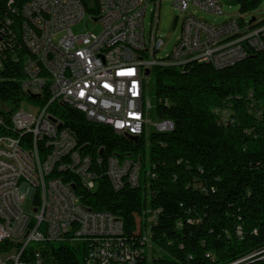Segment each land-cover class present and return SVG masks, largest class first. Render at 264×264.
I'll list each match as a JSON object with an SVG mask.
<instances>
[{
	"label": "built area",
	"instance_id": "2783aa9c",
	"mask_svg": "<svg viewBox=\"0 0 264 264\" xmlns=\"http://www.w3.org/2000/svg\"><path fill=\"white\" fill-rule=\"evenodd\" d=\"M163 1L96 0L98 12L92 14L83 0H27L14 10L21 14L22 41L30 53L24 63L22 90L33 99L47 94L49 102L29 103L26 110L22 101L10 122L0 116V141L13 150L12 158L0 156V245H13L0 252V264H45L40 250L29 254L25 248L31 242L49 241L85 242L87 264L150 259V228L131 243L121 217L107 211L89 214V206L75 191L74 178L90 190L98 173L91 156L78 148L75 133L48 106L56 100L110 125L118 134L140 136L150 122L147 69L151 74L153 66H175L184 73L190 62L224 68L252 50L264 51L261 19L240 16L213 24L196 14L199 10L223 14L219 0H171L181 33L172 52L163 55L166 41L159 30ZM86 19L100 24V31H72L74 23ZM4 46L0 41V49ZM129 104L143 105V113L129 111ZM215 112H220L219 121L225 125L235 121L230 103ZM173 127L172 120L157 123L158 130ZM15 157H25V167H18ZM139 171V160L130 155L107 159L105 174L116 190L125 184L137 187ZM28 172L41 175L45 192H38ZM27 198L32 200L30 209L25 207ZM104 215H113V224L101 226Z\"/></svg>",
	"mask_w": 264,
	"mask_h": 264
},
{
	"label": "trees",
	"instance_id": "16d2710c",
	"mask_svg": "<svg viewBox=\"0 0 264 264\" xmlns=\"http://www.w3.org/2000/svg\"><path fill=\"white\" fill-rule=\"evenodd\" d=\"M26 1L0 0V41L5 42L0 103L12 106L5 111L0 105V116L7 122L24 100L49 102L47 94L33 99L21 86L30 53L22 41L21 14L14 10ZM235 1L243 15L262 0ZM83 3L89 13L98 12L96 0ZM151 75L155 115L172 120L171 130L146 126L131 139L68 104H49V112L75 133L78 148L91 156L98 173L90 190L74 178L81 202L121 217L131 243L148 227V213L156 212L150 259L136 257V264H264V51L252 50L224 68L190 62L182 73L157 65ZM253 99L258 103L253 105ZM229 103L235 121L225 125L215 109ZM114 154L139 160L137 187L113 188L105 169ZM11 246L1 244L0 252ZM34 250H40L45 264H87L83 241L31 242L25 248L29 254Z\"/></svg>",
	"mask_w": 264,
	"mask_h": 264
},
{
	"label": "rangeland",
	"instance_id": "374dc122",
	"mask_svg": "<svg viewBox=\"0 0 264 264\" xmlns=\"http://www.w3.org/2000/svg\"><path fill=\"white\" fill-rule=\"evenodd\" d=\"M219 2L221 3L222 8H223V11H224L223 14L216 15V14H213L205 10H199L196 15L206 19L208 22L213 23V24H218L228 19L238 18L240 16H244L247 19H250L252 17L261 19L262 17H264V0L261 1L257 9H255L254 11L250 13H245L243 15L239 12L238 5L236 4L235 0H219ZM189 10H191V7ZM177 15H178V11L176 8L172 6L171 0H164L162 7H161V18H160V24H159V30L162 34H164V38L166 41L164 49L161 52V54L163 55L172 52V50L175 48V45L181 33L180 23L175 25V18ZM149 21H150V12H148L146 21H145L147 29H149ZM71 28H72V31L75 33L82 32V31H93L95 33H98L101 29V25L98 24L97 22L87 21L86 19V20H82L80 22L74 23L71 26ZM145 92H146V97L150 101V104H151V106L148 108V119L150 120L148 127L150 130L157 129V123L160 120L155 115L157 99L155 95V81H154L153 75L151 74H148L145 77ZM29 103H33V102L24 100V102L21 104V107L25 108L26 110H30ZM0 105L2 109L5 111H9L12 108V106L8 103H5V104L0 103ZM25 207L29 209L32 208V200L30 198H27V200L25 201ZM155 217L156 215L154 213L152 212L148 213L147 215L148 228H150L151 224L155 220ZM68 243L72 244L73 242L68 241Z\"/></svg>",
	"mask_w": 264,
	"mask_h": 264
},
{
	"label": "bare ground",
	"instance_id": "6f19581e",
	"mask_svg": "<svg viewBox=\"0 0 264 264\" xmlns=\"http://www.w3.org/2000/svg\"><path fill=\"white\" fill-rule=\"evenodd\" d=\"M129 111L133 113H143V105L140 104H129ZM19 109L14 112L18 113ZM0 156L3 158H12L13 157V150L6 147L3 144V141H0ZM15 164L18 167H25V157H15ZM28 179H32L34 184H38V192H45V184H41V175L35 174V172H28ZM89 214H98V211L93 210L89 207ZM113 224V215H104V218L101 219V226H110ZM134 264L135 259H134Z\"/></svg>",
	"mask_w": 264,
	"mask_h": 264
},
{
	"label": "water",
	"instance_id": "95a60500",
	"mask_svg": "<svg viewBox=\"0 0 264 264\" xmlns=\"http://www.w3.org/2000/svg\"><path fill=\"white\" fill-rule=\"evenodd\" d=\"M252 20H254V17L252 18ZM0 40H1V36H0ZM150 73V69H147L146 70V74H149ZM34 96H32V98H33ZM130 138L131 139H136V138H138V136H136V135H130Z\"/></svg>",
	"mask_w": 264,
	"mask_h": 264
},
{
	"label": "crops",
	"instance_id": "0c3cea01",
	"mask_svg": "<svg viewBox=\"0 0 264 264\" xmlns=\"http://www.w3.org/2000/svg\"><path fill=\"white\" fill-rule=\"evenodd\" d=\"M264 17H262L261 19H263Z\"/></svg>",
	"mask_w": 264,
	"mask_h": 264
},
{
	"label": "snow or ice",
	"instance_id": "6c2138e0",
	"mask_svg": "<svg viewBox=\"0 0 264 264\" xmlns=\"http://www.w3.org/2000/svg\"><path fill=\"white\" fill-rule=\"evenodd\" d=\"M128 71H130V70H128Z\"/></svg>",
	"mask_w": 264,
	"mask_h": 264
}]
</instances>
